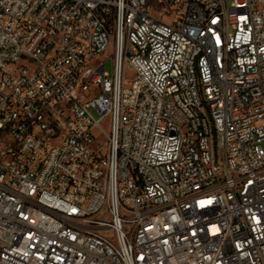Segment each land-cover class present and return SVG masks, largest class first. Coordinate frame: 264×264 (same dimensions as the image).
I'll use <instances>...</instances> for the list:
<instances>
[{
	"label": "built area",
	"instance_id": "obj_1",
	"mask_svg": "<svg viewBox=\"0 0 264 264\" xmlns=\"http://www.w3.org/2000/svg\"><path fill=\"white\" fill-rule=\"evenodd\" d=\"M0 264H264V0H0Z\"/></svg>",
	"mask_w": 264,
	"mask_h": 264
},
{
	"label": "rangeland",
	"instance_id": "obj_2",
	"mask_svg": "<svg viewBox=\"0 0 264 264\" xmlns=\"http://www.w3.org/2000/svg\"><path fill=\"white\" fill-rule=\"evenodd\" d=\"M107 57H109L107 54H104V55H101V61H104V70L107 71V72H111L112 70V62L111 60L107 59ZM133 77V73L126 69L125 70V78L130 81ZM101 126L107 130V118L104 119L102 122H101ZM99 143L102 145L104 143V139L103 138H100L99 140Z\"/></svg>",
	"mask_w": 264,
	"mask_h": 264
}]
</instances>
